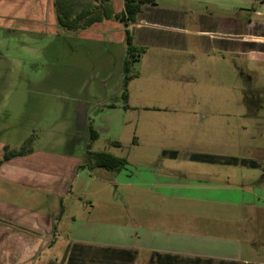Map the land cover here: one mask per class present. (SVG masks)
I'll return each instance as SVG.
<instances>
[{"label": "rangeland", "instance_id": "rangeland-1", "mask_svg": "<svg viewBox=\"0 0 264 264\" xmlns=\"http://www.w3.org/2000/svg\"><path fill=\"white\" fill-rule=\"evenodd\" d=\"M39 1L42 6L46 3ZM83 1L97 5L95 0ZM16 2L27 10L18 24L20 30L0 29L4 101L0 129L5 143L18 151L122 155L129 164L115 178L111 176L118 188L97 180L98 172L89 166L81 170L80 182L87 181V186L79 193L93 202L87 205L114 208L119 215L114 224L141 236L148 230L162 236H200L212 247L208 252L218 256L242 248L232 243L241 239L240 230L234 228L253 217L264 224V214L256 209L252 214L236 203L264 205V190L259 186L264 174L232 166L235 179L229 180L225 175L229 170L219 167L229 166L223 163L229 159H218L222 162L216 175L208 171L210 167L193 163L197 155L188 159L190 152L209 149L245 157L247 150L256 154L264 148V66L257 63L259 42L252 40L264 33V4L154 0L148 8L153 14L167 12L165 17L155 16L157 24L165 26L151 28L153 35L147 33L146 45L152 46L146 57L147 47L134 43L146 48V53L133 61L127 59L126 47L125 55L119 46L109 52L86 42L81 31L51 32L45 24L48 30L41 28L32 20L38 15V0ZM122 2L116 4L120 13ZM42 13L48 17L45 8ZM161 31L164 41L171 40L169 45L157 41ZM174 36L177 39L172 40ZM220 47H226V52ZM241 47L248 52L240 51ZM126 67L132 80L125 98ZM86 104L91 107L88 127L80 111ZM90 129L98 135L95 142L90 140ZM162 148L178 155L168 152L166 159L159 158ZM115 192L116 199H103ZM73 200L74 208L85 204L77 197Z\"/></svg>", "mask_w": 264, "mask_h": 264}, {"label": "crops", "instance_id": "crops-1", "mask_svg": "<svg viewBox=\"0 0 264 264\" xmlns=\"http://www.w3.org/2000/svg\"><path fill=\"white\" fill-rule=\"evenodd\" d=\"M16 1L0 0V29L17 27L20 30L18 24L24 21L27 10L24 4H18ZM48 1L49 5L46 4ZM40 2L38 0L36 10L38 15L32 20L38 21L41 28L45 24L51 32L62 31L57 25L53 0H46L44 7ZM116 4L117 0H113L112 4L110 2L111 10L114 13H120V6ZM122 7L124 9V4ZM148 7L149 5L142 8L136 24L129 27L134 43L140 47H147L144 57L150 53L149 47L152 46L146 45L149 36L147 33L153 35L155 30L151 28L165 26L157 24L155 16L165 17L167 13L163 11L160 15L159 11L153 14ZM44 8L49 12L48 17L42 13ZM149 23L153 25L149 26ZM46 27L44 28L47 29ZM173 27L177 26L173 25ZM124 30V26L117 20L105 18L81 31L80 35L88 39L86 42L101 45L109 52L110 49L119 46L118 48L121 47L125 55ZM37 31L40 30L37 28ZM158 33L156 35L163 34L162 31ZM171 35L178 36V34ZM175 39L177 37L174 36L172 40ZM252 40L259 42V46L255 44L259 47L257 63L260 67L264 66V33ZM157 41H162L164 45H169L171 42V40L164 41L163 35L161 39L157 37ZM220 49L225 52L227 50L226 47H220ZM240 51L248 52L242 47ZM129 96L131 99V92ZM3 102V96H0V103ZM84 106L80 111L88 127L87 119L90 116L91 107L88 104ZM127 108L130 107L127 106ZM148 109L150 108L147 106L144 108L146 111H149ZM2 134L4 133L0 129V156L2 157L6 148L18 151L5 143ZM29 150H31L28 151L30 153L12 158L0 165V264H264V224L254 217L246 225L234 228L235 231L240 230L241 239H236L232 243L241 245L242 248L238 246L231 249L227 256L208 252L212 247L207 246L208 241H204L205 238L200 236H187L180 233H168L162 236L149 233V230L141 236L137 232L131 233L124 230L125 227L114 224L119 217L114 208L96 209L86 204L91 201H86L87 196L84 193H79L82 187L87 186V181L80 182V172L89 166L86 160L89 151L67 154L53 149L30 148ZM247 151L245 157H238L228 153H216L214 149H209L205 152H190L188 160L192 161L190 157L197 155V157L205 156L215 159L239 160L240 158L239 161L257 164L254 165L257 166L256 168L249 167L247 164L219 165L226 172L229 170L225 174L229 180L235 179L234 172L230 169L232 166V168L264 174V148L257 149L256 154L250 150ZM168 152H173L172 155L177 153L175 150L162 148L159 158H165L164 154ZM111 155L125 158L122 155ZM163 162L167 163L168 160ZM217 162L196 161L193 163L210 167L208 171L216 175L218 174ZM163 167L164 165L160 168L162 172ZM92 170L98 172L99 175H95L96 179L103 181L108 188H118V185L111 180V176L116 177L115 174L100 169ZM154 173L156 175L158 171L154 170ZM261 181L263 183L259 185L262 187L260 190H264V179ZM164 182L167 183V181ZM102 193L99 192V195ZM74 197H77L78 201L83 200L81 203H85V206L74 208L77 205L73 200ZM112 197L117 198L116 192L113 196L110 193L104 195L103 199L108 200ZM236 204L241 209H250L252 214L254 209L259 215L264 214L263 204L254 205L248 202ZM245 216L246 220L250 219L247 213Z\"/></svg>", "mask_w": 264, "mask_h": 264}, {"label": "trees", "instance_id": "trees-1", "mask_svg": "<svg viewBox=\"0 0 264 264\" xmlns=\"http://www.w3.org/2000/svg\"><path fill=\"white\" fill-rule=\"evenodd\" d=\"M97 5L92 3H85L83 0H54V12L59 28L68 32H79L90 28L94 23L106 19H115L123 24L125 29V47L127 59L136 61L146 53V48H138L134 45V37L128 29L130 25H135L137 18L145 5L154 3V0H123L124 10L116 15L110 7L111 0H95ZM263 4L264 0H256ZM93 5V6H92ZM129 63V61H127ZM126 63V64H127ZM128 67L125 68V76L128 73ZM123 85L124 97H127L129 81L131 77H125ZM98 138L94 130H90V140L95 142ZM119 146V144H115ZM90 149V146H88ZM31 151L29 149H22L20 151H13L9 148L5 149L1 159L0 165L12 158L24 156ZM195 161L206 163H220L218 159L211 157H195ZM90 169H100L107 173L117 174L120 173L127 165L128 162L124 158H118L109 153H87V159ZM228 165L247 164L249 167L256 168L257 164L249 163L247 161H239L236 159H229L223 162ZM170 258V257H169ZM159 264V263H158ZM171 264V263H169Z\"/></svg>", "mask_w": 264, "mask_h": 264}]
</instances>
